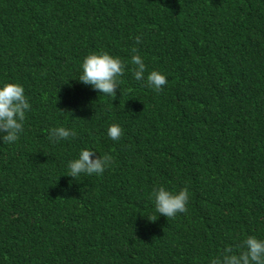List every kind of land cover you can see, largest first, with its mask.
<instances>
[{
    "label": "trees",
    "instance_id": "trees-1",
    "mask_svg": "<svg viewBox=\"0 0 264 264\" xmlns=\"http://www.w3.org/2000/svg\"><path fill=\"white\" fill-rule=\"evenodd\" d=\"M104 51L126 64L115 98L78 81ZM5 82L30 109L0 140V264H210L264 239V0H0ZM85 148L114 161L66 176ZM160 186L187 188V211L159 216Z\"/></svg>",
    "mask_w": 264,
    "mask_h": 264
},
{
    "label": "clouds",
    "instance_id": "clouds-1",
    "mask_svg": "<svg viewBox=\"0 0 264 264\" xmlns=\"http://www.w3.org/2000/svg\"><path fill=\"white\" fill-rule=\"evenodd\" d=\"M136 43H141L140 36L136 37ZM132 52L137 53V49L133 48ZM131 63L134 65L132 69L134 79L144 80L147 68L142 57L138 54L132 55ZM81 67L82 74L78 78L79 82L90 85L100 94L116 97V91L122 82L119 78L125 74L126 64L124 61L106 51L93 52L83 59ZM146 81L148 87L159 93L167 84V77L165 74L153 70L148 73ZM29 109L30 104L22 85L5 82L0 86V140L4 143H13L19 140L20 134L24 131L26 111ZM122 134L123 129L119 124L113 123L107 129V135L113 141L119 140ZM75 135L74 131L59 126L50 130L49 138L57 141L68 140ZM94 156V151L87 148L82 149L78 158L69 161V171L66 176L76 179L82 173L89 176L101 175L114 161L113 156L107 153L93 158ZM152 196L159 216L163 215L167 219L175 218L178 213L187 211L189 201L187 188L172 192L160 186L153 190ZM156 219L153 217L149 220L154 222ZM238 248L239 251L232 247L225 248L220 255L210 259V264H264V239L248 236Z\"/></svg>",
    "mask_w": 264,
    "mask_h": 264
}]
</instances>
